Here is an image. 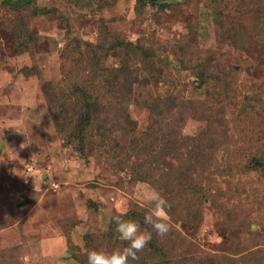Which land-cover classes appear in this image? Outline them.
Instances as JSON below:
<instances>
[{"label":"rangeland","instance_id":"obj_1","mask_svg":"<svg viewBox=\"0 0 264 264\" xmlns=\"http://www.w3.org/2000/svg\"><path fill=\"white\" fill-rule=\"evenodd\" d=\"M37 1L43 9L23 11L0 0V261L87 264V234L102 239L100 250L126 245L110 228L115 215L138 209L132 220L147 230V186L177 203V175L194 163L187 156L168 147L144 155L138 166L151 181L138 180L105 163L95 144L80 154L54 127L44 88L67 79L66 43L97 44L89 53L96 60L117 36L154 55L149 67L135 55L106 62L115 70L132 61L128 110L139 127L149 125L148 104L171 99L174 120L183 116L178 125L165 121L164 135L212 147L187 184L202 192L201 211L169 215L174 262L264 264V0H165L143 9L138 0ZM88 136L98 141L96 131ZM255 148L263 158L240 171Z\"/></svg>","mask_w":264,"mask_h":264},{"label":"trees","instance_id":"obj_2","mask_svg":"<svg viewBox=\"0 0 264 264\" xmlns=\"http://www.w3.org/2000/svg\"><path fill=\"white\" fill-rule=\"evenodd\" d=\"M11 2L23 11L43 9L38 7L37 0H11ZM138 3L139 9H143L150 4L164 6L165 0H138ZM109 37L111 40L106 43L104 49L99 50L100 54L96 60H91L89 53L97 44L78 38H73L72 42L66 43L63 54L71 55L67 79L62 80L60 85L52 84L51 88H54L52 93L50 86L44 88V92L49 96L48 102L56 132L67 143L75 145L82 155L90 144H95V150L99 152L98 155L105 160V163L126 171L130 170L133 176L143 181H151L140 173L142 167L138 166L144 155L155 156L156 151L168 147L175 150L174 154L176 152L179 156H187L188 162L195 164L192 163V167L187 172L181 170L182 174L177 175V179H182L184 185L179 187L182 189L176 191L174 196L176 204L173 200L174 204L168 200L171 205L168 215L179 220L192 219L188 217H194L196 210L201 211L200 204L204 202V198L198 188L188 187L187 184L194 180L193 169L197 165L204 167L211 156L212 147L208 145V139L204 140L202 137L192 139L187 137L186 140L175 143L172 142L171 137L164 135L166 133L163 130L164 122H175L178 125L183 116L174 120V114L171 111L174 109V103L171 99L164 104H148L149 125L144 129L139 127L137 120L132 118L128 110L132 100V81L128 80V76H133L132 61L135 59L142 62L140 57H143L149 67V63L154 61L152 49L149 51L138 45L135 47L130 41H124L117 36ZM133 47H135L134 50ZM127 55L135 56H132V61L126 60L119 69L117 67L115 70L107 69L108 60L112 58L120 60ZM75 67L76 73L72 72ZM200 78L203 79V76ZM141 80L139 78V82H142ZM92 131H96L99 135L98 141L94 143L88 136ZM254 150L250 154L251 159L240 171L245 172L256 168L254 160L263 158L260 150L256 148ZM161 152L164 153V151ZM140 213L138 209L130 210L123 213V218L132 219ZM146 226L147 231L152 232V239L145 249L138 253L139 260L131 261L130 264H176L169 248H174L175 233L170 230L167 235L161 237L150 225L146 224ZM110 228L112 230L116 228L113 218ZM85 241L88 252L100 250L102 239H95L92 234H87ZM226 259L228 257L210 256V258L206 257L204 264H234V260L229 259L226 262ZM0 264L18 263L8 258L0 261Z\"/></svg>","mask_w":264,"mask_h":264},{"label":"clouds","instance_id":"obj_3","mask_svg":"<svg viewBox=\"0 0 264 264\" xmlns=\"http://www.w3.org/2000/svg\"><path fill=\"white\" fill-rule=\"evenodd\" d=\"M143 199L150 206L144 218L145 224L150 225L158 236L167 235L171 229L168 215L170 203L160 191L151 186L145 188ZM113 221L119 239L126 242V245L111 251L90 250L87 253V264H130L131 261H138V253L152 239V232L142 230L140 223L135 220L124 219L123 214L115 215Z\"/></svg>","mask_w":264,"mask_h":264}]
</instances>
